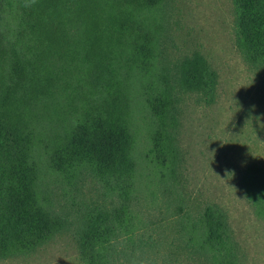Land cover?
I'll return each instance as SVG.
<instances>
[{
    "label": "trees",
    "instance_id": "obj_1",
    "mask_svg": "<svg viewBox=\"0 0 264 264\" xmlns=\"http://www.w3.org/2000/svg\"><path fill=\"white\" fill-rule=\"evenodd\" d=\"M167 2L0 0V261L42 249L76 220L82 264H116L119 241L140 242L135 101L149 116L148 176L165 186L175 167L169 127L178 97L160 60L155 17ZM234 3L238 46L264 64V0ZM180 77L190 92L207 94L217 83L199 53L182 62ZM52 124L55 137L42 146L41 128ZM41 162L72 189L86 180L99 184L101 199L79 207L72 221L54 213L39 193ZM202 223L181 224L186 242L235 264L224 211L206 207Z\"/></svg>",
    "mask_w": 264,
    "mask_h": 264
},
{
    "label": "rangeland",
    "instance_id": "obj_2",
    "mask_svg": "<svg viewBox=\"0 0 264 264\" xmlns=\"http://www.w3.org/2000/svg\"><path fill=\"white\" fill-rule=\"evenodd\" d=\"M159 14L160 60L178 97L177 120L169 127L174 173L165 186L148 176L143 155L150 147L149 116L135 101L132 120L142 176L136 181L134 211L140 242L119 241L116 264H220L219 257L190 246L188 231L181 230L187 218L202 228L208 206L226 214L235 264H264V205L257 196L264 198V64L238 46L234 0H168ZM197 53L217 73L215 89L207 94L180 86L182 62ZM55 126L41 128L42 146L54 139ZM45 164L38 188L54 213L72 221L79 207L101 199L99 184L86 180L72 189ZM77 229L76 220L42 249L0 264H82Z\"/></svg>",
    "mask_w": 264,
    "mask_h": 264
}]
</instances>
